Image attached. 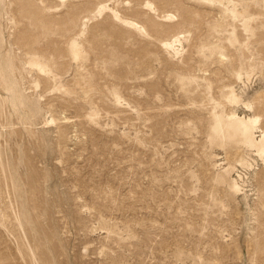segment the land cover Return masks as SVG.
Returning <instances> with one entry per match:
<instances>
[{"label": "rangeland", "instance_id": "1", "mask_svg": "<svg viewBox=\"0 0 264 264\" xmlns=\"http://www.w3.org/2000/svg\"><path fill=\"white\" fill-rule=\"evenodd\" d=\"M230 115L264 134V0H0V264H28L24 213L37 259L264 264V152L213 141Z\"/></svg>", "mask_w": 264, "mask_h": 264}, {"label": "bare ground", "instance_id": "2", "mask_svg": "<svg viewBox=\"0 0 264 264\" xmlns=\"http://www.w3.org/2000/svg\"><path fill=\"white\" fill-rule=\"evenodd\" d=\"M129 25H130V23H129ZM73 46H75V45H73ZM77 49H78V47L76 48V46L73 47V49H72V53L74 56H79L78 55L79 49L78 50ZM230 95L231 96L233 95L232 92H230ZM230 98H233V97H230ZM233 101H236V100H233ZM244 119H246V118H244ZM249 119H251V118H249ZM257 120L251 119V120H247V121L243 122L241 119H239L233 115L232 116L230 115V117H228L227 120H221L219 118L216 120L218 124L213 129V135H212L213 141L214 142H220V139H222L221 138L222 135L227 134L229 139H228V137H226L227 138L226 141L229 140L230 143H232V144L244 142V143H246V145L249 144V145H252L254 147L259 146V147H261V152L263 153L264 152V134H262L260 136V139L258 141H256L255 138L253 137V135L250 133V130L248 129L250 125H252L254 127L257 124ZM241 125H244L243 130H241L243 128V126H241ZM1 166H3V165H1ZM236 184L237 183L234 180H232L230 182V186H231L232 190L233 189L236 190V187H237ZM11 187H13V186H11ZM15 216L17 217L18 215H15ZM22 217H23L22 218L23 219V223H22L23 225L21 224L22 227H21V232H20V237H19L22 244L19 243L20 244L19 246L26 248L25 256L27 257L26 260H27L28 264H43V262H45V264H62L61 261L59 262V260H58V258L63 255L62 252H55L53 250V252L55 253L54 255L52 254L53 252L50 253L49 254L50 256H48V257H46V255L44 257H42L43 254H40L42 256L38 259H37V257L33 256V253H35V251L38 250V249L36 250V248H41L40 241L42 240V236L44 235V231H43V229H40L38 222L36 220H33L32 217L30 215H28L27 213H24ZM18 219H16V220L14 219V220L17 221ZM16 223L18 225L19 221ZM15 228H16V226H15ZM15 228H14V230H15ZM15 232H16V230H15ZM12 235H14V234H12ZM15 238H17V237H15ZM16 240H18V238L15 239L14 241H16ZM16 244H18V243H16ZM17 249H18V247H17ZM33 249H35V251H33ZM19 250H21V249H19ZM38 251H40V250H38ZM42 251H43V249H42ZM51 251H52V248H51ZM23 257H24V255H23Z\"/></svg>", "mask_w": 264, "mask_h": 264}]
</instances>
